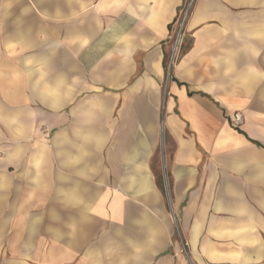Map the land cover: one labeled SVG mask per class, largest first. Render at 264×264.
<instances>
[{
    "label": "crops",
    "instance_id": "1",
    "mask_svg": "<svg viewBox=\"0 0 264 264\" xmlns=\"http://www.w3.org/2000/svg\"><path fill=\"white\" fill-rule=\"evenodd\" d=\"M182 2L0 0V264H264V0L166 84Z\"/></svg>",
    "mask_w": 264,
    "mask_h": 264
},
{
    "label": "built area",
    "instance_id": "2",
    "mask_svg": "<svg viewBox=\"0 0 264 264\" xmlns=\"http://www.w3.org/2000/svg\"><path fill=\"white\" fill-rule=\"evenodd\" d=\"M198 0H183L175 22V28L170 36V52L166 62V84L174 77V69L180 61L185 44L189 37L188 25ZM243 120V114L236 112L232 116L235 125Z\"/></svg>",
    "mask_w": 264,
    "mask_h": 264
}]
</instances>
